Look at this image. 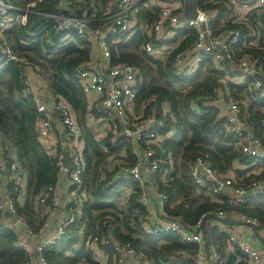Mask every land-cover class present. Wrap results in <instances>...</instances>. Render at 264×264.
I'll return each instance as SVG.
<instances>
[{
  "label": "built area",
  "instance_id": "1",
  "mask_svg": "<svg viewBox=\"0 0 264 264\" xmlns=\"http://www.w3.org/2000/svg\"><path fill=\"white\" fill-rule=\"evenodd\" d=\"M198 2L193 0L196 18L184 20L170 2L160 7V0H151V9L155 7L152 3L159 6L156 8L158 17L150 28L144 25V29H141L135 16L136 8L142 0H101L98 3L93 0L89 5L86 4L87 9H92L91 15H88L86 7L80 5V0H59L58 12L43 16L50 22L48 37L51 38L52 33L65 40L70 33H75L78 38L90 44L89 60L75 70L76 80L86 99L87 121L90 127L104 131L105 135L101 137L94 132L103 151L106 149L102 142L106 139L112 145L125 141L133 146L136 161L133 165L122 166L120 176L141 188L138 202L146 212L140 219L143 231L152 237L173 235L180 245H193L196 248L194 254L179 252L170 256L166 262L172 263L181 258L185 264H226L223 256L206 238L205 225L211 223L221 228L224 221L236 219L237 223L250 230L252 237L246 240L228 227L224 230L226 247L235 251L238 264H264V224L256 216L232 211V207L246 208L264 199V180L253 179L245 183L243 177L236 178L231 171L226 174L219 172L207 153H198L188 164V176L198 191H203L210 196L211 201L225 207L203 213L192 226L185 223L182 217L168 214L165 206L169 197L160 191L158 185L165 181L168 170L172 168V160L169 155L167 159L158 156L157 150L160 149L161 140L169 136V132L164 134V130L171 117L170 108L166 103L156 104L155 97L144 99L138 105L137 99L143 85L139 69L130 64L112 63L111 45L128 40L136 28L144 30L149 37L153 35L156 40L164 33L175 37L188 28L195 29V41L174 55V74L179 78L190 77L204 60L210 59L223 79L222 86L212 87V96L207 99V103L218 112V117L224 121L225 132L241 154L255 162H264V140L253 134L254 127L246 124L242 100L231 97L228 89L224 88L231 80L229 73L236 72L239 75L237 82L244 83L251 79L254 89L261 91L264 97V82L258 79L260 75L263 78L262 67L250 54L236 57L233 48H240L241 32L225 28L226 22L245 21L248 14L264 15V0H223L222 4L226 8L223 18H220L218 10L200 9ZM34 6L35 1L20 4L16 0H0V65L14 63L20 69L21 85L25 93L32 96L35 104L38 139L42 146L46 149V141L57 126L63 128L66 136L71 170L64 167L63 151L46 150L58 172L67 173L70 192L65 214L54 233L40 241L36 247L35 256L39 264H50L43 254L62 241L67 228L76 223L81 230L85 228L78 222V218L86 198L85 192L81 191L86 165L82 155L81 130L70 105L61 96L49 92L50 97L46 99L44 93L32 91L33 76L43 82L46 88L44 75L34 63L17 56L6 38L5 33L16 25H26L27 16L33 12ZM26 36L33 34L28 31ZM256 45L257 40L249 41L247 46L243 45L239 50L256 48ZM172 50L155 47L151 43H145L142 47L144 53L160 60L166 58ZM6 150L7 146L1 141L0 135V223L3 227L18 231V245L26 252L21 243L23 238L38 236L45 224L38 232H34L19 214L17 205L23 204L21 200L25 192L22 186L25 179L18 164L8 157ZM119 155L125 156L123 151ZM12 193H17V197H13ZM152 200L155 201V209L151 208ZM59 205L60 195L56 187L48 188L35 199V208L40 215L44 212L54 214ZM106 227L109 229L105 235L93 234L86 241V247L92 252L102 246L108 248L102 264H149L142 250L115 239V226L107 224ZM33 263L30 256L23 264Z\"/></svg>",
  "mask_w": 264,
  "mask_h": 264
},
{
  "label": "trees",
  "instance_id": "2",
  "mask_svg": "<svg viewBox=\"0 0 264 264\" xmlns=\"http://www.w3.org/2000/svg\"><path fill=\"white\" fill-rule=\"evenodd\" d=\"M28 1H35V6L33 12L27 16L26 25H16L5 33L6 38L17 56L27 59L40 69L47 90L53 95L61 96L70 105L81 130L82 155L86 165L81 189L86 198L80 207L78 218V222L85 228L81 230L77 223L70 225L62 241L44 252V259L50 264H97L93 252L86 247V241L93 234L105 235L109 229L106 225L110 224L116 227L115 239L142 250L149 264H185L181 258L172 263H167L166 260L179 252L194 254L195 246L180 245L173 235L152 237L143 231L140 219L146 212L138 202L141 195L138 184L129 183L131 195L127 197L126 207L122 209L118 206L120 190L124 186L118 177L120 168L133 165L136 158L133 146L125 141L112 145L109 139H106L102 142L106 151L100 149L93 128L87 125L86 99L76 80L75 70L89 60L90 44L78 38L75 33H70L65 40L52 33V39L47 36L50 22H47L43 15L58 12L59 0ZM86 1L89 5L88 0ZM98 1L100 0H96ZM222 1L199 0L198 6L205 11L218 10L220 18H223L226 8ZM86 4L80 3L87 9ZM87 10L88 15H91L92 9ZM135 16L150 28L158 17V9L147 10L143 3H140ZM225 28L240 30V48L247 46L249 41L257 40L256 48L246 47L240 51L236 46L233 50L237 58L250 54L257 59L263 69V78L260 75L258 79L264 82V15L248 14L245 21L226 22ZM28 31L33 36H26ZM196 33L195 29L188 28L175 36L172 41L176 46L163 60L142 51L145 43H151L155 47L160 45L153 35H142L137 28L128 40L111 45L113 64H130L140 71L143 85L137 104L144 99L155 97L156 104L166 103L170 108L171 117L167 120L164 134L170 132L171 135L161 140L157 153L164 159L170 156L172 168L168 170L165 181L158 186L160 191L169 197L165 206L166 212L182 217L189 226L203 213L217 207H225L211 201L210 196L203 191H198L189 178L188 164L198 153H207L219 172L226 174L231 171L236 178L243 177L245 183L253 179L260 180L264 176V171L258 177L243 176L255 166L264 167V162H255L241 154L232 138L225 132L224 121L207 103V99L212 96V87L222 86L223 79V75L216 71L210 59L204 60L190 77L179 78L174 74V55L192 44ZM229 76L231 80L224 88L228 89L231 97L242 100L246 124L254 127L253 134L264 140L262 92L254 89L251 79L239 83V75L236 72L229 73ZM37 121L32 96L25 93L21 85L20 69L14 63L0 65L1 141L8 149H14V161L25 179L24 202L18 204L17 208L34 232H38L45 222L35 208V199L48 188H54L59 179L58 169L38 139ZM121 151L124 152V157L119 155ZM115 162L119 164L113 167L109 165ZM235 165L247 167L246 171H235ZM159 175L161 176L160 173ZM12 195L17 197V193ZM232 211L256 216L264 224V202H257L246 208L232 207ZM17 232L12 228L3 227L0 223V264H23L30 258L18 245ZM225 237V233L211 229L212 245L222 256ZM101 249L108 253V248L102 246Z\"/></svg>",
  "mask_w": 264,
  "mask_h": 264
},
{
  "label": "crops",
  "instance_id": "3",
  "mask_svg": "<svg viewBox=\"0 0 264 264\" xmlns=\"http://www.w3.org/2000/svg\"><path fill=\"white\" fill-rule=\"evenodd\" d=\"M91 1L93 2V0H88V2H91ZM16 2H18L20 4H24L25 2H30V1H28V0H16ZM86 2H87L86 0H80L81 4H86ZM150 2H151V0H142L143 7L147 10H152L150 7ZM165 2H170V4L176 9V13L179 14L182 19L184 18L183 17L184 16L183 11L185 10L186 6L188 5L185 2V0H160V4H159L160 7L163 6L164 4H168ZM115 5L116 4L114 2V6ZM152 5L155 6L154 8L159 7L158 5H155L154 3H152ZM136 21L139 22L140 26H142V24L145 25L144 21L140 20L138 17H136ZM145 33L146 32H144V34ZM173 38L174 37L172 35H166L164 33L163 35L158 37L157 41L159 42V45L163 49H170V47L173 49L176 46V44L173 43L174 41H172ZM32 91L34 93H39V92L44 93V96L46 97V99H48L50 97V93L45 88L44 83L41 82L36 76L32 77ZM87 120L89 121V117H87ZM88 121H87V125H88V127H90ZM91 128H93V127H91ZM93 130L100 137L105 135L104 131L100 130L99 128L94 127ZM170 135H171V133L169 132V136ZM46 144H47L46 150L49 148V149L54 150V151H63L65 153V158L69 157L67 150H66V146H67L66 145V136H65V133H64L62 127H60V126L56 127L55 131L47 139ZM6 153L8 154V157L10 156L12 159L15 158V152H14L13 148L8 149V147H7ZM118 164H119V162H115L113 165L111 163V165H112L111 167L117 166ZM246 168H244L240 165H235L234 170L235 171H240V170L246 171ZM263 171H264L263 166H255L254 168L250 169L249 173L246 172L245 175H243V176L255 175L256 177H258L261 174H263ZM118 177H119V179H121L120 182L124 183V186L121 187L122 188L121 190H124L123 193L124 192L127 193V191H131L128 181L125 179H122L120 176V173H119ZM260 180H264V176H263V178H260ZM24 187H25V183L23 181L22 189ZM55 187H56V191L60 195V205H59L58 209H56L55 213L52 215L51 214L48 215L46 212L42 213L43 215H45L44 217H43V215H39L40 218L45 219V222H44L45 225H44L43 231L38 236L24 237L23 240L21 241L22 245H24L26 252L33 258V261H34L33 264H39L37 257L35 256L36 247H37L38 243L40 241L45 240L46 238L50 237L54 233L58 222L60 221V219L65 214V211H66L65 204L67 203V201L70 197L69 181H68L66 172L59 173V179H58ZM21 201H22V203L24 202V195L22 196ZM257 202L263 203L264 199H259ZM151 204H152L151 208L155 209V201L154 200L151 201ZM6 218L8 219V217H6ZM228 227L231 229H234L237 233L241 234V236L246 240H249L252 237L250 234V230L248 228L237 223L236 219H230L228 221H224V226L221 228H217L213 224L207 223L205 225V229L207 231L206 238L212 244V240L210 238L211 229L215 228V229L219 230L221 233H225L224 230ZM93 252H94L93 253L94 261L97 264H102L105 260L107 252L101 248L94 249ZM223 253H224L223 258H224L226 264H238L237 254L232 249L226 247V241L224 242ZM80 264H85V263H80Z\"/></svg>",
  "mask_w": 264,
  "mask_h": 264
},
{
  "label": "water",
  "instance_id": "4",
  "mask_svg": "<svg viewBox=\"0 0 264 264\" xmlns=\"http://www.w3.org/2000/svg\"><path fill=\"white\" fill-rule=\"evenodd\" d=\"M117 1L115 2V4ZM197 12H196V6L195 3L188 4L185 8V14H184V20H194L196 18ZM64 167L68 170H71V163L69 157H66L64 160ZM14 230V228H13Z\"/></svg>",
  "mask_w": 264,
  "mask_h": 264
},
{
  "label": "rangeland",
  "instance_id": "5",
  "mask_svg": "<svg viewBox=\"0 0 264 264\" xmlns=\"http://www.w3.org/2000/svg\"><path fill=\"white\" fill-rule=\"evenodd\" d=\"M185 2H186L187 4H192V3H193V0H185ZM183 13L185 14V10L183 11ZM141 29H144V25H143V24H142V26H141ZM139 32L143 35L144 30L139 31ZM133 34H134V33H133ZM133 34H132V35H133ZM9 157H10V156H9ZM10 158H11V157H10ZM112 164H113V163H112ZM109 165H111V164H109ZM111 166H112V165H111ZM120 191H121V197H120V199H119V201H118V206L121 207L122 209H125V207H126L125 202H126V200H127V197L131 195V193H130V191H127V193H126V192L123 193L124 190H120Z\"/></svg>",
  "mask_w": 264,
  "mask_h": 264
}]
</instances>
